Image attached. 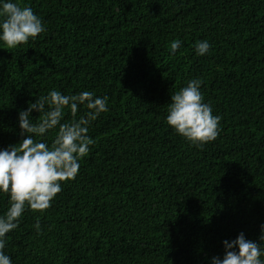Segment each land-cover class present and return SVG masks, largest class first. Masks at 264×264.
<instances>
[{
	"label": "trees",
	"instance_id": "obj_1",
	"mask_svg": "<svg viewBox=\"0 0 264 264\" xmlns=\"http://www.w3.org/2000/svg\"><path fill=\"white\" fill-rule=\"evenodd\" d=\"M12 2L46 31L16 48L0 41V150L21 142L19 113L52 90L109 98L76 178L48 210L26 206L6 235L12 264H212L241 233L261 243L264 0ZM193 79L222 118L202 149L166 121L171 95ZM72 119L66 108L62 122ZM57 132L37 139L51 146ZM9 207L0 192V216Z\"/></svg>",
	"mask_w": 264,
	"mask_h": 264
},
{
	"label": "clouds",
	"instance_id": "obj_2",
	"mask_svg": "<svg viewBox=\"0 0 264 264\" xmlns=\"http://www.w3.org/2000/svg\"><path fill=\"white\" fill-rule=\"evenodd\" d=\"M0 30V41L8 48L27 44L30 38L35 39L46 31L31 7L21 6L12 0L0 5ZM180 46L179 39L173 41L171 52L175 54ZM195 48L197 54L203 56L209 52L211 45L208 41H198ZM201 84V80L193 79L171 95L166 121L180 136L202 149L218 138L222 118L213 115L210 103L204 102ZM108 99L107 96L96 97L90 91L63 95L52 90L19 113L21 136L24 138L16 145L0 150V192L10 195V207L0 216V264H12L4 252L6 235L19 228L26 206L33 212L48 210L61 193V184L74 180L78 175L79 161L95 143L88 134L89 125L108 111ZM81 105L89 111L77 120ZM66 108H70L73 117L70 122H62ZM33 111L40 114L35 122L31 119ZM57 128L51 146L43 139H37ZM40 227L37 217L35 228L39 231ZM261 228V243L248 240L241 233L231 242L224 241L223 258L213 257L212 264H264V225Z\"/></svg>",
	"mask_w": 264,
	"mask_h": 264
}]
</instances>
